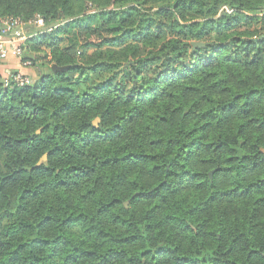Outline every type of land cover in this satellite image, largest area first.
Segmentation results:
<instances>
[{"label": "trees", "instance_id": "16d2710c", "mask_svg": "<svg viewBox=\"0 0 264 264\" xmlns=\"http://www.w3.org/2000/svg\"><path fill=\"white\" fill-rule=\"evenodd\" d=\"M7 18L51 31L26 41L34 82L0 76V264H264V0Z\"/></svg>", "mask_w": 264, "mask_h": 264}, {"label": "built area", "instance_id": "2783aa9c", "mask_svg": "<svg viewBox=\"0 0 264 264\" xmlns=\"http://www.w3.org/2000/svg\"><path fill=\"white\" fill-rule=\"evenodd\" d=\"M34 24L39 30L43 28V22L40 19L33 22L23 23L18 18H11L0 20V62H4L9 58L19 60L22 66H30L28 61H22V53L26 48V41L32 37V35L26 34L24 28L26 25ZM31 84V79L19 72H9L3 76V86H18L22 87Z\"/></svg>", "mask_w": 264, "mask_h": 264}, {"label": "crops", "instance_id": "0c3cea01", "mask_svg": "<svg viewBox=\"0 0 264 264\" xmlns=\"http://www.w3.org/2000/svg\"><path fill=\"white\" fill-rule=\"evenodd\" d=\"M29 35H33V34H29ZM9 72H19L23 75L28 76L29 78L34 73L37 74L36 69H33L30 66H24L23 67L21 62L19 60L14 59V58H9L4 62H0V76L3 77L4 75H6Z\"/></svg>", "mask_w": 264, "mask_h": 264}, {"label": "rangeland", "instance_id": "374dc122", "mask_svg": "<svg viewBox=\"0 0 264 264\" xmlns=\"http://www.w3.org/2000/svg\"><path fill=\"white\" fill-rule=\"evenodd\" d=\"M91 13H93V12H89V11H88V13L85 12V13H83V14L78 15V17L82 18L84 15L91 14ZM78 17H76V18H78ZM7 19H11V18H7ZM38 30H39V29H38L34 24L26 25V27L24 28L25 33H26V34H33V35H32L33 37L36 36V34L38 33ZM41 31H44V32H50L51 29H49V28H45V26L43 25V28H42ZM37 40H38V39H37ZM35 55H42V54H41V53H35ZM30 67H31V66H30ZM32 68L35 69L36 67H32ZM32 74H33V73H32ZM36 76H37V74L34 73V74L30 77V78H31V83L34 82V81L36 80ZM94 124H96V121L94 122ZM209 174L211 175V172H210Z\"/></svg>", "mask_w": 264, "mask_h": 264}, {"label": "water", "instance_id": "95a60500", "mask_svg": "<svg viewBox=\"0 0 264 264\" xmlns=\"http://www.w3.org/2000/svg\"><path fill=\"white\" fill-rule=\"evenodd\" d=\"M193 46L194 47H202V44H195V43H193ZM51 69H52V71L54 73L55 72H65V71H67V68H59V67H57L55 65H52L51 66ZM45 159H46V156H43L42 159L37 163V166L40 165L41 161H45Z\"/></svg>", "mask_w": 264, "mask_h": 264}]
</instances>
